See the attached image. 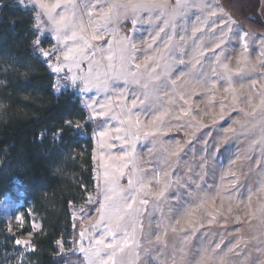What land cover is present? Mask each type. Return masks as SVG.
<instances>
[{
  "label": "rangeland",
  "instance_id": "rangeland-1",
  "mask_svg": "<svg viewBox=\"0 0 264 264\" xmlns=\"http://www.w3.org/2000/svg\"><path fill=\"white\" fill-rule=\"evenodd\" d=\"M15 1L33 12L35 51L53 74L54 92L74 91L86 119L95 122L90 134L93 184L71 206V219L80 224L79 239L72 250L69 239L59 242L61 249L79 256L68 264H87L81 246L92 247L101 237L112 242L106 221L96 223L98 210L113 187L124 196L135 194L128 188L130 176L136 188L147 187L134 205L137 245L118 254V264L132 250L139 257L135 264H264V30L233 18L220 0H131L164 6L118 7L107 23L98 19L101 11L127 0H61L54 15L63 11L86 26L89 20L99 25V39L91 41L86 55L65 61L68 49L83 47L79 38L65 39L70 30L58 35L37 0ZM257 14L264 23V0H258ZM86 35L91 37V28ZM152 69L158 80H149ZM129 71L149 83L148 100L134 108L132 101L145 96L131 77L125 79ZM129 108L141 121L136 139L128 132ZM125 153L134 160L121 176L115 169ZM20 205L6 195L0 215L23 254L33 250L32 236L40 223L30 214L31 231L25 232ZM122 237L117 231L116 239Z\"/></svg>",
  "mask_w": 264,
  "mask_h": 264
},
{
  "label": "trees",
  "instance_id": "trees-1",
  "mask_svg": "<svg viewBox=\"0 0 264 264\" xmlns=\"http://www.w3.org/2000/svg\"><path fill=\"white\" fill-rule=\"evenodd\" d=\"M220 2L236 20L264 30L258 0ZM36 38L33 12L15 0H0V203L6 195L21 203L25 232L31 231L30 214L40 223L33 250L21 254L0 215V264L76 261L79 256L59 242L69 239L68 247L75 248L80 224L71 219V206L93 184L95 122L86 119L74 91L54 92ZM74 121L83 125L75 128Z\"/></svg>",
  "mask_w": 264,
  "mask_h": 264
},
{
  "label": "snow or ice",
  "instance_id": "snow-or-ice-1",
  "mask_svg": "<svg viewBox=\"0 0 264 264\" xmlns=\"http://www.w3.org/2000/svg\"><path fill=\"white\" fill-rule=\"evenodd\" d=\"M38 6L43 9L44 13L48 16V19L51 21V24L53 26V30L59 35L64 30H70L71 36H66L65 39H72L76 40L79 38V40L82 42L83 47H74L68 49L67 52L64 53V60L68 61L69 59L74 58L75 56H85V49L91 47V41L97 40L99 37L96 35L97 28L99 25H93L92 21L89 20V24L86 26L83 23V20H77L75 18V15H69L66 12H60L59 15H54L56 13V9L61 8V0H56L55 3H47L46 0H37ZM74 6V5H73ZM163 4H150V5H137L132 4L131 0H127L124 4H112L107 11H101V14L98 19L104 20L105 23L110 19V13H112L116 8L118 7H131L133 10H135L138 7H163ZM215 14V13H213ZM91 16V13H89ZM38 19V17H37ZM91 28V37L89 38L86 33L88 32V29ZM245 36L248 34L245 33ZM134 47V46H133ZM246 50V48H245ZM44 56H48V52L43 53ZM109 60V69L113 68L112 61L114 59V55L111 53L108 55ZM125 57L123 55V50L120 55V60L122 62V68H121V74H124L125 69L123 67V61ZM152 58L149 57L144 62V67L147 70L149 65V60ZM136 69L139 70L141 68L140 64L135 65ZM225 69L227 70L228 66L224 65ZM60 69L54 68L53 71H59ZM155 69H152L151 71H147V76L149 80H158L159 77L155 74ZM99 76V74H98ZM127 77H131V82L138 84L141 86V88L144 90V96L145 100H137L134 99L131 104V108H134L136 104L139 102L140 104H144L146 100H148L150 96L149 89V83L148 81H145L144 83H141V80L138 78V72H127L125 79ZM98 78V77H97ZM229 80H231V73H228ZM90 81H86L88 83ZM173 84H175V81H172ZM235 90H233L234 92ZM183 98V97H181ZM235 100V96H234ZM103 107V106H102ZM131 108L128 109L127 112V124H128V132L133 136L134 139L139 138V126L141 124V121L138 116H133L131 112ZM105 113L101 112L98 113V115H104ZM159 118V117H158ZM121 124H124L125 121L121 120ZM117 131H120V129H117ZM103 136L104 133H101ZM119 138V137H118ZM118 160L120 161L119 167L115 169L116 173L119 175L125 174V169H127L128 165L130 163H133L134 155L125 153L123 156L119 157ZM105 176H108V173H105ZM147 187V185L141 184L140 188H136V182L132 179V177H129L128 180V188L130 192H134L135 194H132L130 196H124L121 195L119 192H117L116 188L113 187L109 189L110 194L106 193L104 197V202L101 204L99 211V219L97 220V224L101 222H105V228H106V234L112 235L113 239L111 243H105L103 237L100 239L95 240L94 245L89 248H85L81 246L79 248V251L84 254V258L87 261V264H118L117 261V255H123L125 252V249H133V246L137 245L136 241V223L134 220V213L138 211L134 207V205L137 203L138 195L143 189ZM159 195H163V192L159 193ZM140 204H147V200H140ZM191 215V213H189ZM212 221H210L211 223ZM92 227H96V224H93ZM131 228V230H129ZM122 232L123 237L120 240L116 239V232ZM81 237L83 238L85 235V231H81ZM17 244L24 243L28 244V241H22L17 240ZM107 252V257L102 258L101 253ZM138 254L134 252V250L129 252L128 259L124 260L121 259L119 261V264H135L136 260H138Z\"/></svg>",
  "mask_w": 264,
  "mask_h": 264
}]
</instances>
